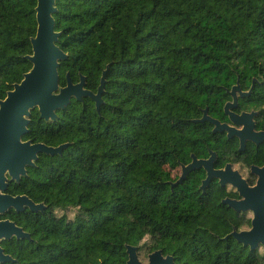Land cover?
Segmentation results:
<instances>
[{
    "label": "trees",
    "instance_id": "obj_1",
    "mask_svg": "<svg viewBox=\"0 0 264 264\" xmlns=\"http://www.w3.org/2000/svg\"><path fill=\"white\" fill-rule=\"evenodd\" d=\"M37 2L0 0V100L32 67L26 56ZM55 5L58 45L67 54L60 85L83 75L96 92L108 68L103 103L98 111L91 98H72L50 121L32 110L24 140L69 146L55 156L39 153L27 175L9 182L8 193L45 208L0 217L30 234L1 242L17 260L5 264H127L126 245L162 250L175 264H264L262 245L251 250L225 238L251 226L248 213L222 204L236 195L232 189L214 182L203 192L199 169L174 191L169 184L192 154L236 150L213 124L194 120L206 108L225 118V89L237 80L230 68L264 69V0ZM243 105L264 107V94Z\"/></svg>",
    "mask_w": 264,
    "mask_h": 264
},
{
    "label": "water",
    "instance_id": "obj_2",
    "mask_svg": "<svg viewBox=\"0 0 264 264\" xmlns=\"http://www.w3.org/2000/svg\"><path fill=\"white\" fill-rule=\"evenodd\" d=\"M56 0H38L36 6V19L38 23L37 33L31 39L33 53L26 56L32 63L31 69L24 74L19 83H15L12 90L7 92L5 99L0 100V217L9 210L23 212L43 210L44 203H36L25 194L12 195L7 192L9 182H19L27 175V167L34 166L38 154L43 152L49 155L61 153L69 144L49 146L43 142L24 140L28 133L32 110L38 109L40 117L47 121L55 120L57 111L65 108L72 98L82 100L86 97L95 102L97 110L103 103V94L106 86V72H103L101 82L96 92L86 87V77L83 75L80 81L74 83L68 76L67 84L60 85L59 65L66 59L67 54L58 45L60 33L55 30ZM109 67V66H108ZM236 89L233 87L231 94L233 102H227L224 112L230 118L233 125L223 123L212 117L208 109L203 110V116L194 122H210L213 124V133L227 132L228 138L238 136L241 139L239 150L245 149L247 140H253L262 133L254 130L253 115L255 112H242L237 114L231 109L237 105ZM251 90L248 92V94ZM236 126H242L238 129ZM216 154L210 153L208 159H199L192 154V161L188 165H182L180 177L171 182V189L182 184L187 176L197 168H204L207 177L203 180L200 189L206 191L212 179L217 178L222 186L230 184L236 188L240 199L226 197L222 204L233 208L237 212H251V226L248 229H234L225 238L234 237L237 241L255 249L259 245L264 249V166L253 167V171L259 176L257 183L249 185L238 170H234L232 164H227L224 169H215ZM13 238H30V234L13 220L0 218V264L16 263L12 255L7 254L1 246L3 240ZM138 247L126 245L128 254L127 264H175L172 255H164L162 250H155L148 256V261L143 262L139 258Z\"/></svg>",
    "mask_w": 264,
    "mask_h": 264
},
{
    "label": "flooded vegetation",
    "instance_id": "obj_3",
    "mask_svg": "<svg viewBox=\"0 0 264 264\" xmlns=\"http://www.w3.org/2000/svg\"><path fill=\"white\" fill-rule=\"evenodd\" d=\"M228 70L229 69H227V71ZM230 71L236 73L237 80L235 83L231 84L230 87H226L225 89L227 95L229 96V99H227L223 105V113L225 115V118L223 119L217 118V119H219L223 123H228L229 125H233V123L230 121L229 116L225 114L224 112V106L227 102L231 103L234 101V96L231 94V91L234 86L239 84V89H236L237 91L235 93L237 97V102H236L237 105L233 107L231 110L237 114H241L242 112H248V113L255 112V114L253 115L254 130L257 133H262V134L260 136L255 137V139L253 140H247L245 144V149L241 151L239 150L241 146L240 137L231 136V138L237 142V147H236V150L230 153V155H226L221 151L209 150V155L207 157H201V158L197 157V158L208 159L210 157V153L213 151L216 154L215 162H214L215 169H224L227 164H232L233 169L238 170L241 173L242 177L246 179L248 184L253 186L257 183L259 179V176L253 171V167L261 168L264 166V107L259 105L258 107H254V108H252L251 106L249 108H244L245 106L243 105V103L250 101V100H258L263 97L264 69H261V68L259 69L230 68L229 72ZM245 71H249L251 74L249 76L243 75L242 72H245ZM248 80H250V82H247ZM250 90L251 92L248 94ZM236 127L238 129L242 128V126H236ZM220 134L222 138L231 140V138H228L227 132H223ZM222 162H224V165H220V163ZM188 164H182V165H188ZM182 165L180 167L181 172L178 173L177 172L178 170L175 169L176 172L173 177L175 179L170 180L169 184L171 182H175L180 177L182 173ZM198 169L204 172V177L202 178V182H203V180L207 177V171L204 168H197L195 170H198ZM242 169H248V172L242 173L241 171ZM214 182H217L218 184H220L219 179L214 178L210 182V185ZM210 185L207 188H209ZM227 186L236 193V195L234 196H227V197L232 198V199H240L239 193L238 191H236L237 189L232 188L230 184H227L224 187H227Z\"/></svg>",
    "mask_w": 264,
    "mask_h": 264
},
{
    "label": "rangeland",
    "instance_id": "obj_4",
    "mask_svg": "<svg viewBox=\"0 0 264 264\" xmlns=\"http://www.w3.org/2000/svg\"><path fill=\"white\" fill-rule=\"evenodd\" d=\"M178 171V173L179 172H181L180 171V168L179 169H177ZM242 171V173H247L248 172V169H242L241 170ZM175 170L173 171V174H172V176L174 177V175H175ZM246 213H248V216H250L251 218H252V213L251 212H246ZM70 215H73V213L72 212H70ZM249 227H245V229H248ZM146 242H149L148 240H146ZM148 250V248L147 247H145L144 249H142V250H140V252H138L139 253V258H140V260H142L143 262H147L148 261V256H149V254L151 253V252H148L147 251ZM264 251V250H263Z\"/></svg>",
    "mask_w": 264,
    "mask_h": 264
}]
</instances>
